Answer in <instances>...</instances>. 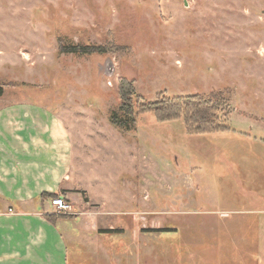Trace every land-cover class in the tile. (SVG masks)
<instances>
[{
    "label": "rangeland",
    "instance_id": "1",
    "mask_svg": "<svg viewBox=\"0 0 264 264\" xmlns=\"http://www.w3.org/2000/svg\"><path fill=\"white\" fill-rule=\"evenodd\" d=\"M121 77L148 100L221 92L224 129L152 112L113 127ZM0 86V110L34 104L69 130L71 207L54 215L72 261L264 264V0H0Z\"/></svg>",
    "mask_w": 264,
    "mask_h": 264
},
{
    "label": "crops",
    "instance_id": "2",
    "mask_svg": "<svg viewBox=\"0 0 264 264\" xmlns=\"http://www.w3.org/2000/svg\"><path fill=\"white\" fill-rule=\"evenodd\" d=\"M71 158L70 133L58 112L27 103L0 110V264H67L61 218L45 217L56 211L41 194L68 198L61 189ZM73 218L76 227L84 224Z\"/></svg>",
    "mask_w": 264,
    "mask_h": 264
},
{
    "label": "trees",
    "instance_id": "3",
    "mask_svg": "<svg viewBox=\"0 0 264 264\" xmlns=\"http://www.w3.org/2000/svg\"><path fill=\"white\" fill-rule=\"evenodd\" d=\"M58 51L62 53H102L101 46H78L66 43L58 39ZM2 87L0 86V95ZM117 94L119 103L117 109L109 116V123L122 131H128L135 123L138 115L152 112L159 122H167L181 119L187 134L205 135L222 131L224 119L228 116V104L223 94L219 91L207 94L193 93L185 96H167L157 93L152 100L145 99L139 94L133 81L125 77L117 82ZM41 195L53 198L57 193H42ZM48 220H54L57 216L53 213L45 215ZM68 217V216H67ZM120 230H98L99 233H118ZM82 252V251H81ZM90 264L88 261L75 262L67 256V264Z\"/></svg>",
    "mask_w": 264,
    "mask_h": 264
},
{
    "label": "built area",
    "instance_id": "4",
    "mask_svg": "<svg viewBox=\"0 0 264 264\" xmlns=\"http://www.w3.org/2000/svg\"><path fill=\"white\" fill-rule=\"evenodd\" d=\"M51 205L55 207L58 213L67 212L70 210V204L62 196H57L51 199Z\"/></svg>",
    "mask_w": 264,
    "mask_h": 264
}]
</instances>
